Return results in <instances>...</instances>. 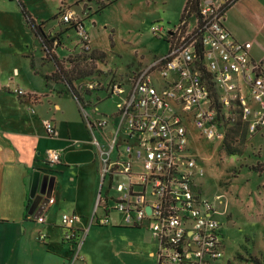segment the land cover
I'll use <instances>...</instances> for the list:
<instances>
[{
  "label": "built area",
  "instance_id": "1",
  "mask_svg": "<svg viewBox=\"0 0 264 264\" xmlns=\"http://www.w3.org/2000/svg\"><path fill=\"white\" fill-rule=\"evenodd\" d=\"M227 1L200 0L192 25L190 17L168 30L152 25L168 43L166 53L124 77L89 78L79 88L82 94L73 96L100 179L88 226L114 225L111 214L117 213L120 225L145 227L156 245L155 264H215L222 257L221 225L215 203L198 181L203 167L189 144V126L199 137L218 140L236 119L251 134L264 129V72L251 56V42L233 38L223 25ZM61 20H72L71 13ZM75 30L85 41L82 25ZM14 92L27 94L20 87ZM103 97L115 98L111 112L99 110ZM43 126L56 135L52 119H44ZM60 155L59 149L44 151L49 164ZM111 190L116 197L108 195ZM80 219L75 213L61 215V240L73 260L81 259L85 236L77 227Z\"/></svg>",
  "mask_w": 264,
  "mask_h": 264
},
{
  "label": "rangeland",
  "instance_id": "2",
  "mask_svg": "<svg viewBox=\"0 0 264 264\" xmlns=\"http://www.w3.org/2000/svg\"><path fill=\"white\" fill-rule=\"evenodd\" d=\"M185 1L21 0L33 18L46 21L44 31L59 38L54 52L65 73L87 71L73 83L101 74L124 77L153 56L166 53L168 43L151 27L162 25L168 30L176 25ZM65 12L71 13L69 22L61 20ZM224 14L227 31L239 41L251 42V56L264 72V0H236ZM77 23L83 27L85 41L74 29ZM193 23L192 16L189 24ZM89 51H94L95 59H89ZM14 68L17 75H13ZM62 75L27 26L17 0H0V123L14 134L27 131L41 150L49 144L42 126L46 116H54L62 136L69 131L86 137L78 105ZM15 87L26 89V96H18ZM114 102V97H103L98 108L111 112ZM56 103L59 110L53 107ZM234 122L225 125L220 140L199 137L190 125L189 144L203 167L198 181L215 203L214 217L221 225L222 257L215 264H255L253 259L264 264V129L251 134L237 119ZM97 165L79 172V179H98L96 194L100 184ZM39 171L49 174L52 170L45 167ZM60 179H68V173ZM106 189L107 181L103 196ZM108 195L116 197L117 193L111 190ZM155 248L145 227L93 224L81 254L88 264H155V258L147 254Z\"/></svg>",
  "mask_w": 264,
  "mask_h": 264
},
{
  "label": "crops",
  "instance_id": "3",
  "mask_svg": "<svg viewBox=\"0 0 264 264\" xmlns=\"http://www.w3.org/2000/svg\"><path fill=\"white\" fill-rule=\"evenodd\" d=\"M17 73L14 68L13 75ZM53 107L60 109L58 103ZM44 119H48L47 116L42 119V126ZM49 119L53 120L57 133L50 136L43 126L49 144L42 150L36 148L34 136L27 131L14 134L0 123V264H88L81 250L91 227L88 219L93 211L98 179H79V172L97 165L95 150L83 121L86 137L69 131L62 136L54 116ZM16 134L19 137H15ZM48 148L60 150L59 162L49 164L45 161L44 151ZM45 167L52 170L49 175L55 177L54 187L47 205L38 217H34L28 213L30 178L34 171ZM95 169L98 174V165ZM63 173H68V179H60ZM63 213L81 216L77 223L79 229L85 230L79 249L81 259L73 260L70 246L61 240ZM111 220L114 226H120L117 213L111 214ZM41 234H44L42 240L38 238ZM152 253L151 249L147 252L150 258H154Z\"/></svg>",
  "mask_w": 264,
  "mask_h": 264
},
{
  "label": "trees",
  "instance_id": "4",
  "mask_svg": "<svg viewBox=\"0 0 264 264\" xmlns=\"http://www.w3.org/2000/svg\"><path fill=\"white\" fill-rule=\"evenodd\" d=\"M236 0L227 1L224 5V11L230 7ZM200 0H186L185 4L182 9V13L180 16V20L188 19L191 17L192 14L198 15V6H199ZM17 4L19 6L20 12L27 24V26L31 29V31L34 33V35L38 38L45 55L53 61L56 67V72H62V79H64L65 84L67 86V89L71 96H80L82 94V90H79L80 86L86 81H80L78 83H73L74 78L82 77L86 74L87 71H82L76 75H69L68 73H65L63 66L61 64L60 59H58L57 55L54 52V49L57 45H59V38L57 35H50L49 33H46L43 29V26L45 24V20L37 21L35 18L32 17V15L28 12L25 5L21 2V0H17ZM77 27V24L75 25L74 29ZM84 43V42H83ZM94 51H89L90 54L88 57L92 60V58L95 59ZM89 79V78H88ZM240 123V122H237ZM264 170V167H263ZM255 264H259V261L257 259H253Z\"/></svg>",
  "mask_w": 264,
  "mask_h": 264
},
{
  "label": "water",
  "instance_id": "5",
  "mask_svg": "<svg viewBox=\"0 0 264 264\" xmlns=\"http://www.w3.org/2000/svg\"><path fill=\"white\" fill-rule=\"evenodd\" d=\"M54 182V175L47 173L41 174L39 170L33 172L29 189L31 203L28 208V213L30 215L38 217L40 212L45 208L48 199L52 195Z\"/></svg>",
  "mask_w": 264,
  "mask_h": 264
}]
</instances>
